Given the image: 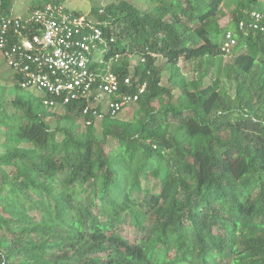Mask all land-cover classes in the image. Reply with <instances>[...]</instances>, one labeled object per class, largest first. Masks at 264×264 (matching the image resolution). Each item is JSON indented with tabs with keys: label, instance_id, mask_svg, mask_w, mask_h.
I'll list each match as a JSON object with an SVG mask.
<instances>
[{
	"label": "trees",
	"instance_id": "1",
	"mask_svg": "<svg viewBox=\"0 0 264 264\" xmlns=\"http://www.w3.org/2000/svg\"><path fill=\"white\" fill-rule=\"evenodd\" d=\"M141 4L91 10L104 41L92 69L129 78L123 94L145 84L132 120L40 96L14 97L11 114L0 103V264H264V2ZM14 5L0 0V20Z\"/></svg>",
	"mask_w": 264,
	"mask_h": 264
},
{
	"label": "built area",
	"instance_id": "2",
	"mask_svg": "<svg viewBox=\"0 0 264 264\" xmlns=\"http://www.w3.org/2000/svg\"><path fill=\"white\" fill-rule=\"evenodd\" d=\"M264 2V0H263ZM101 13V10L99 11ZM254 24L248 27L261 29L257 24L261 14L252 12ZM99 22L84 15H73L62 4H46L25 16H11L0 20V56L5 66L22 89L40 94L43 104L49 107L85 103L83 115L100 118L115 116L125 106L138 101V94L120 92V86L131 85L130 79L122 83L106 71L92 69L95 53L103 41ZM244 23L238 29L245 28ZM237 41L231 31L225 33L222 49L229 53ZM89 124V123H87Z\"/></svg>",
	"mask_w": 264,
	"mask_h": 264
},
{
	"label": "rangeland",
	"instance_id": "3",
	"mask_svg": "<svg viewBox=\"0 0 264 264\" xmlns=\"http://www.w3.org/2000/svg\"><path fill=\"white\" fill-rule=\"evenodd\" d=\"M127 1H128V3H130L134 6L142 7L141 0H127ZM118 2H119V0H66L63 3V5L68 9L75 10L77 13H80L81 15H84L85 17L92 18V15H91L92 9H99V11H100L101 9H103L102 7H104L110 3H118ZM28 4H29L28 0L27 1L15 0L14 8H15V10H17L19 7H25ZM228 19H229V14H226V16L220 18L218 20V26L223 27L224 25H226V23L228 22ZM100 44H104V41H102ZM101 52H102V49H99V52L95 53L94 57H95L96 61L101 60V57H102ZM235 56H236L235 54L228 55V56L224 55L220 61H215L214 67L212 70H216L217 68L218 69L220 68V72H221V69L224 66L233 63ZM136 64H137V59H132L131 60V68H133ZM156 65L161 66L162 61L161 60L156 61ZM7 70H8L7 67L5 66L3 60L0 57V103L2 104L4 109H6L7 113L11 114L12 108L10 107V101L12 99H14V97L18 96V97H22L23 99L32 100L35 97L40 96V94L36 93L32 89H27V90H23V91L22 90H16L13 87V83H14L13 80H11V77H8V75L10 73L8 74ZM212 70L209 72L210 75L213 74ZM193 73L194 72L192 71V69L189 68L186 72L183 73V76L185 77L186 80H189L192 77ZM163 75H165L164 72H163ZM220 78H221V80H223L222 75H220ZM164 81H165V78H162V83ZM174 94H175V92L172 91V95H174ZM165 101H166V98H164V102ZM152 106L155 108H158V103L154 102L152 104ZM136 109H137L136 103L125 106V108L122 111H120L116 114L117 115L116 118L118 120H122V121H130V120H132L133 117H135ZM169 120L171 122H173L171 117ZM47 121L50 125H52L54 122V119H52V118L47 119ZM74 122L78 123V124L81 123L78 121V119H74ZM1 151H2V148L0 147V152ZM146 186L147 187L150 186V182L141 181V187L146 188ZM153 191L158 192V187L154 186Z\"/></svg>",
	"mask_w": 264,
	"mask_h": 264
},
{
	"label": "crops",
	"instance_id": "4",
	"mask_svg": "<svg viewBox=\"0 0 264 264\" xmlns=\"http://www.w3.org/2000/svg\"><path fill=\"white\" fill-rule=\"evenodd\" d=\"M22 1H27V0H22ZM28 2H29V0H28ZM26 8H27V6H25V7H19L17 10H15V8H13V11H15L14 14L19 15V16H25V15H27L29 13L28 11L26 12ZM7 71H8V74H9L10 71L9 70H7ZM9 76H10V74L8 75V77ZM10 77H12V76H10ZM11 80H13V79L11 78Z\"/></svg>",
	"mask_w": 264,
	"mask_h": 264
}]
</instances>
